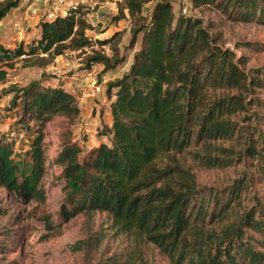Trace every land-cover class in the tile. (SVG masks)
I'll return each mask as SVG.
<instances>
[{
    "label": "trees",
    "instance_id": "16d2710c",
    "mask_svg": "<svg viewBox=\"0 0 264 264\" xmlns=\"http://www.w3.org/2000/svg\"><path fill=\"white\" fill-rule=\"evenodd\" d=\"M102 1L117 6L110 19L88 3L69 0L64 15L41 14L32 42H0V86L11 84L2 97H11L20 123L35 124L25 173L12 156L13 141L0 140V189L25 204L44 202L43 128L56 117L75 125L81 116L78 96L65 87L70 79L44 74L19 86L10 72L91 47L85 30L93 22L114 25L128 18L130 37L121 57L97 54L78 77L84 82L94 65L100 67L96 77L98 85L106 83L110 126L100 132L105 140L86 150L70 138L61 143L52 160L64 180L58 224L78 215L91 220L96 212L110 216L114 234L128 244L94 264H148L150 249L169 264H264V199L253 195L248 203L241 197L251 174L234 177L225 196L206 195L196 176L198 168L226 170L250 162L264 184V66L245 68V54L222 43L221 31L211 32L215 23L176 14L171 0ZM52 4L59 6L57 0ZM18 6L19 0H0V22ZM190 6L210 7L224 22L264 26V0H190ZM119 34L96 43H115L110 48L117 52ZM43 220L54 227L49 216ZM90 241L70 247L81 251Z\"/></svg>",
    "mask_w": 264,
    "mask_h": 264
},
{
    "label": "rangeland",
    "instance_id": "374dc122",
    "mask_svg": "<svg viewBox=\"0 0 264 264\" xmlns=\"http://www.w3.org/2000/svg\"><path fill=\"white\" fill-rule=\"evenodd\" d=\"M92 6L93 12H102L108 15L109 19L117 13V6L113 1L102 0H79ZM176 14L183 13L203 17L204 22L211 21L215 26L211 29L212 33L221 31V42L229 48L234 49L236 53L244 55L247 63L245 68H262L264 66V26L258 24L229 23L221 20L217 13L210 7L193 9L190 6V0H171ZM52 2L44 0H19V6L13 9L6 17L9 23L6 24L10 43H30L37 37L36 26L40 21L41 14L52 7ZM69 0L59 3L58 12L62 13L61 8L67 6ZM31 4V5H30ZM57 6V5H54ZM36 7L40 10L39 14H32L31 9ZM53 8V7H52ZM56 8V7H55ZM55 10L54 12H56ZM14 12V16L11 15ZM13 23H18L19 28L13 27ZM109 23L110 22H106ZM93 26L85 30V34L92 39L93 45L80 51L66 50L64 55L56 56L49 64L39 66V63L33 67L10 72L11 82L19 86H25L28 82L45 75L65 76L75 83L81 84V91H76L78 96L81 92L87 91L92 85H98L97 72H93L91 79L80 80V75L84 67L88 65L90 58L104 53L112 57H121L124 48L128 46L130 33V22L128 18L118 21L101 30L102 27ZM95 25V26H94ZM107 25V26H108ZM103 31V32H102ZM114 31H119L116 40H120L118 51H111V45L107 43L101 46L98 41L106 40L112 37ZM12 37L15 40H12ZM15 44V45H16ZM254 46L257 49H251ZM22 66L18 62L17 67ZM100 69V67H99ZM98 71V70H97ZM16 72V71H15ZM121 71L118 72L120 74ZM106 81L107 78L103 77ZM110 78V76H109ZM99 85L101 90L94 96L78 103L85 105V114L78 123L71 125L63 118H54L46 123L43 128L44 147L47 158L46 170L41 184L46 192L44 202L31 201L28 204L22 203L19 196L15 193H8L5 189H0V264H94L104 260L110 255L118 254L126 248L128 240L125 236H117L111 228V219L107 213L96 212L91 220L83 215H78L66 223L58 224L59 209L64 198V180L60 177L61 167L53 164L52 160L58 153L61 143L65 138L75 140L79 143L82 150L91 148L98 144L99 140L105 138L100 135L103 125L107 124L106 116L101 111L100 94L105 95V85ZM10 82L0 86V140L14 143L13 158L19 164L21 173H25L30 168V147L35 137V124L33 122L20 123L16 116V108L10 104L11 97H2L3 91L10 86ZM104 85V88H103ZM67 87H72L68 85ZM106 96V95H105ZM264 98V91L260 94ZM79 97V96H78ZM103 98V96H102ZM11 108H14L13 111ZM93 109V114L91 110ZM82 110V109H81ZM96 115V116H95ZM24 125V126H23ZM250 173L253 179L248 182L247 191L242 192L241 197H245L248 203L253 195L264 199V184L253 169L250 162L240 164L233 169L226 170H204L196 169V176L199 189L206 195L213 192L221 193L225 196L234 177L241 172ZM238 201V200H237ZM236 201V202H237ZM235 202V203H236ZM245 204V202H242ZM49 216L53 228H47L43 218ZM91 238L90 245L81 251H74L71 245L79 240ZM97 239L102 242L96 247ZM148 264H169L167 258L157 250L150 249L147 253Z\"/></svg>",
    "mask_w": 264,
    "mask_h": 264
},
{
    "label": "crops",
    "instance_id": "0c3cea01",
    "mask_svg": "<svg viewBox=\"0 0 264 264\" xmlns=\"http://www.w3.org/2000/svg\"><path fill=\"white\" fill-rule=\"evenodd\" d=\"M14 16V12L11 14ZM9 23V20L8 19H3L1 22H0V42L5 45V46H14L16 43H10L9 42V36H8V32L5 30L6 29V24ZM12 40H15L14 37H12ZM14 82V81H13ZM68 85H72V87H70V89L73 90V88L76 90V91H81V84H78V83H75L73 81L65 84V87H67ZM69 88V87H67ZM103 88H104V85H103ZM74 90V91H75ZM101 96V100L99 99V102H101V106H100V112L102 111L105 116H106V120H107V125L110 126V115H109V101L107 99V97L103 94H100ZM103 96V98H102ZM84 100H81V102H83ZM85 102V101H84ZM86 103H84V105H81V103H79V106L81 107V117L84 116L85 114V110L83 108H86L87 105H85ZM91 113L93 114V109L91 110ZM96 116V115H95ZM82 118H80L81 120ZM105 140V139H104Z\"/></svg>",
    "mask_w": 264,
    "mask_h": 264
},
{
    "label": "built area",
    "instance_id": "2783aa9c",
    "mask_svg": "<svg viewBox=\"0 0 264 264\" xmlns=\"http://www.w3.org/2000/svg\"><path fill=\"white\" fill-rule=\"evenodd\" d=\"M50 0H44V2H48ZM58 3H62L63 1L65 0H57ZM31 5V4H30ZM69 6V4L67 5ZM53 7V8H52ZM50 8H48L45 12L42 13V15H44L46 18H49V19H52L54 17L57 16V14H60V15H64V12L62 11V13L58 12V6H52ZM56 7V8H55ZM55 10H57L56 12H54ZM38 9L36 7H33L31 9V13L32 14H38ZM186 12V8L183 9V13ZM13 27H15L16 29L19 28V25L18 23H13ZM99 71V66L98 65H94L91 72L88 73V75L85 77V79H91L90 76L93 75V72H98ZM105 81V80H104ZM101 90V87L99 85H92L87 91H84V92H81L78 96L79 100H86L88 99L89 96H94L95 94L99 93Z\"/></svg>",
    "mask_w": 264,
    "mask_h": 264
}]
</instances>
